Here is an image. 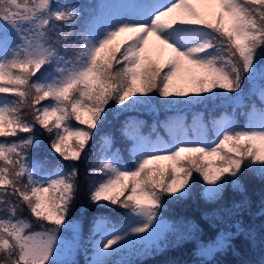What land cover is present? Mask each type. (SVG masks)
I'll return each mask as SVG.
<instances>
[{
	"label": "snow or ice",
	"instance_id": "snow-or-ice-1",
	"mask_svg": "<svg viewBox=\"0 0 264 264\" xmlns=\"http://www.w3.org/2000/svg\"><path fill=\"white\" fill-rule=\"evenodd\" d=\"M150 37L158 42L151 48ZM166 49L161 65L153 52L162 57ZM246 83L256 84L253 95L261 106L251 105L242 125L232 114L207 123L198 114L197 138L190 141L183 118L176 117L167 122L170 139L153 141L130 123L123 130L132 141L129 163L104 138L105 152L92 168L102 179L89 199L124 214L115 223L95 219L92 264H113L109 257L136 245L158 249L181 228L197 232L190 222L166 223L162 214L200 181L204 198L219 203L229 185L245 191L241 177L247 172L264 180V0L99 3L87 17L80 6L56 0H0V264H75L59 257L62 233L73 227L68 220L79 172L31 159L41 129L49 134L50 151L63 161H80L110 102L124 110L149 94L189 105L234 94L230 98L242 103ZM247 207L241 200L226 210L238 227L202 247V255L231 248L245 232L251 242V229L242 223ZM25 211L28 216L20 215Z\"/></svg>",
	"mask_w": 264,
	"mask_h": 264
},
{
	"label": "trees",
	"instance_id": "trees-1",
	"mask_svg": "<svg viewBox=\"0 0 264 264\" xmlns=\"http://www.w3.org/2000/svg\"><path fill=\"white\" fill-rule=\"evenodd\" d=\"M144 98L141 97L142 100ZM45 102L43 101L42 103ZM140 104L122 110L123 106L110 102L106 106V119L103 124H98V128L93 130L94 136L89 141L90 147L86 149V155L82 154L80 161L73 162L60 159L57 154L50 151L49 134L43 129L40 130L42 133L41 142L33 149L39 150L53 165L59 164L65 170L72 166L78 169L79 194L68 223L80 226L84 237L89 232L90 223L105 214L108 207L114 206L108 205L107 202H101L97 206L89 199V192L95 182L102 179L100 174L92 172V168L98 166V161L103 155L105 134L107 132L119 134L124 143L126 137L123 135V130L126 126V121H128L130 115L138 116L139 113L135 109ZM25 113H27L26 118L31 120L32 117L28 109H25ZM83 115L87 119V113H83ZM74 122L76 121L74 120ZM79 126L86 127V125ZM241 182L245 191H237L233 186L229 185L225 189L223 199L217 203L209 202L204 198L202 194L204 185L200 181L190 196L177 200L172 206L176 210V224L186 225L190 222L198 226V231L190 233L186 228L178 229L177 232H174L176 234L169 239L167 248L161 250L152 248L150 252L144 253L143 256L135 254L129 256L127 261H130L131 264H192L191 252L194 251L195 242L199 239L213 238L226 225L238 227V225L233 223L234 218L228 215L226 210L231 208L234 203L246 200L248 207L243 213L242 223L251 229V242L247 232H245L232 241L231 248L220 250L214 254L212 259L198 261L196 264H240L241 259L252 251L258 259V263L264 264V223L262 220L264 215L258 214L259 211L264 210V180L259 177L258 173L249 171L241 177ZM102 204L106 209L101 207ZM20 215L28 216L29 213L25 211ZM70 221L73 222L70 223ZM89 241L91 240L89 239ZM137 246L140 245L135 247ZM84 263L85 260L81 256L75 261V264Z\"/></svg>",
	"mask_w": 264,
	"mask_h": 264
},
{
	"label": "rangeland",
	"instance_id": "rangeland-1",
	"mask_svg": "<svg viewBox=\"0 0 264 264\" xmlns=\"http://www.w3.org/2000/svg\"><path fill=\"white\" fill-rule=\"evenodd\" d=\"M136 4H149L148 2H147V0H133ZM165 2H162V4H164ZM129 13V12H128ZM129 14H131V13H129ZM123 38V37H122ZM156 44H158V42L157 41H155V38L154 37H150V43H149V47L151 48V47H153L154 45H156ZM168 52H170V50H165V53H164V55H166ZM170 54V53H169ZM168 54V55H169ZM163 55V56H164ZM162 56V57H163ZM130 108H132V107H130ZM71 123H72V125H74V121H71ZM187 129H188V136H187V138H188V140H195L197 137H196V131H195V124H193L192 125V135L190 134V131H189V128L187 127ZM157 139H160V140H163V141H166L165 140V138L163 137V136H158L157 138H155V139H151V140H153V141H155V140H157ZM70 257H71V255H70Z\"/></svg>",
	"mask_w": 264,
	"mask_h": 264
},
{
	"label": "bare ground",
	"instance_id": "bare-ground-1",
	"mask_svg": "<svg viewBox=\"0 0 264 264\" xmlns=\"http://www.w3.org/2000/svg\"><path fill=\"white\" fill-rule=\"evenodd\" d=\"M136 117H140V115L138 114V116H136Z\"/></svg>",
	"mask_w": 264,
	"mask_h": 264
}]
</instances>
